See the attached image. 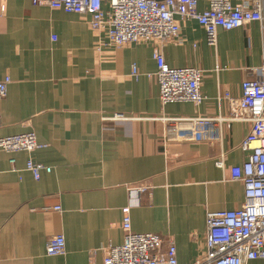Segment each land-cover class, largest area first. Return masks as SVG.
<instances>
[{"label":"crops","instance_id":"0c3cea01","mask_svg":"<svg viewBox=\"0 0 264 264\" xmlns=\"http://www.w3.org/2000/svg\"><path fill=\"white\" fill-rule=\"evenodd\" d=\"M198 4L208 7L207 0ZM90 18L0 0V80L11 78L0 101V136L34 131L42 144L33 152L0 149V264H103L106 247L124 241L129 204L134 232L173 241L179 263L194 264L206 252L207 211L243 203L244 185L230 179V167L248 157L241 143L251 123L224 126L219 141L169 142L166 124L228 115L223 93L240 96L243 80L264 63L261 23L219 27L212 46L198 20L183 18L178 39L113 46L102 42ZM156 48L171 66L204 70L201 104L162 103L150 77ZM29 159L51 172L35 179ZM137 186L145 189L130 194ZM56 234L66 238L65 252L48 255Z\"/></svg>","mask_w":264,"mask_h":264},{"label":"built area","instance_id":"2783aa9c","mask_svg":"<svg viewBox=\"0 0 264 264\" xmlns=\"http://www.w3.org/2000/svg\"><path fill=\"white\" fill-rule=\"evenodd\" d=\"M32 4L63 9L66 12L88 14L94 30L103 33L109 45L121 46L138 41L178 39L183 18L195 19L204 26L207 41L215 46L217 30H226L261 23L264 35V0H207L208 7L199 9L198 0H29ZM107 7H106V6ZM157 69L150 74L160 87L163 104L191 101L201 104L205 98L201 82L202 68L194 66H171L160 48L154 50ZM256 77L243 80L242 93L233 96L229 91L222 97L229 103L228 115L217 117L169 118L164 137L166 142L219 141L222 128L235 120L251 123L248 136L241 143L249 151L247 159L232 166L230 179L244 185L243 203L236 209L221 208L208 210L207 243L205 255L194 264H246L255 258H264V63ZM134 76L139 75L137 66L132 68ZM10 76L0 80V101L8 94ZM0 109V127L2 126ZM42 144L34 131L0 136V149L10 153L33 152ZM15 169V158L10 160ZM220 158L217 166H223ZM26 168L39 179L42 171L51 172V167L29 159ZM137 186L130 194L144 190ZM60 209V206L56 207ZM132 205L123 207L124 241L109 244L105 249L103 264H180L173 241L157 233L134 232L131 220ZM66 238L56 234L49 238L46 246L48 255L63 254Z\"/></svg>","mask_w":264,"mask_h":264}]
</instances>
